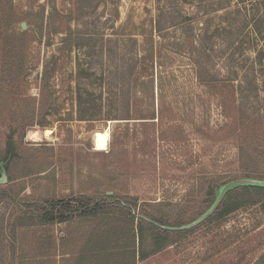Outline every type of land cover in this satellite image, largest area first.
<instances>
[{"label":"rangeland","instance_id":"rangeland-1","mask_svg":"<svg viewBox=\"0 0 264 264\" xmlns=\"http://www.w3.org/2000/svg\"><path fill=\"white\" fill-rule=\"evenodd\" d=\"M245 187L264 188V0H0V264H73L108 224L17 227L71 197L129 218L136 246L141 225L135 264H254L260 204L218 214Z\"/></svg>","mask_w":264,"mask_h":264},{"label":"trees","instance_id":"trees-1","mask_svg":"<svg viewBox=\"0 0 264 264\" xmlns=\"http://www.w3.org/2000/svg\"><path fill=\"white\" fill-rule=\"evenodd\" d=\"M88 76L89 75L86 77ZM209 82H211V80L207 81L206 83ZM91 101V94L86 93V91L81 88V84H78L76 87V103L78 106L80 119H93L92 117H100V112L96 110ZM221 108L225 111L224 103L221 104ZM249 189L252 188L245 187L242 188V191L240 192H230L227 194L220 206L218 214H227L241 207L242 204L247 202L259 203L261 211L264 214V195L261 193L259 194L260 191H264V188L254 187L253 189L255 191L254 194L256 199L247 201L243 198V196L249 195ZM113 206L116 207V205ZM105 210L104 202H101L99 199H81L71 197L67 199L62 198L46 200L41 207L33 210L31 213L27 214L26 217H22L28 219L26 224H22L20 222L18 223L17 227L49 225L52 223L69 222L73 219H98L96 225L108 224V226L104 227L103 229H99L100 226L95 225V230L93 229L88 234L80 250L77 252V255L74 258H70L63 256L64 254H68V252L62 254V263L63 261L69 262L73 260V264H135V258L137 255L140 259H143L149 253H151L150 250L145 248V240L141 225L137 231L139 244L136 246V233L134 231L133 224H130L131 220L126 218L127 220L125 224H118L117 221H120L121 218L117 219V217H115V215L112 213V218H103V215L107 214ZM124 215H126V213H124L122 216ZM100 216H102V218H100ZM22 218H20V220ZM99 219H102V222H100ZM148 232L150 240L154 239L156 235L153 233L151 227H148ZM34 238H36L35 242L36 240L37 242L41 241L42 244L49 240V238L46 237H42V240H39L38 236H34ZM40 250L43 251L41 253V257H43V259L48 256L46 254L48 248L45 250L40 248ZM254 264H264V251Z\"/></svg>","mask_w":264,"mask_h":264},{"label":"bare ground","instance_id":"bare-ground-1","mask_svg":"<svg viewBox=\"0 0 264 264\" xmlns=\"http://www.w3.org/2000/svg\"><path fill=\"white\" fill-rule=\"evenodd\" d=\"M31 137L34 139V140H38L40 137H39V134L37 132H33L31 133Z\"/></svg>","mask_w":264,"mask_h":264},{"label":"water","instance_id":"water-1","mask_svg":"<svg viewBox=\"0 0 264 264\" xmlns=\"http://www.w3.org/2000/svg\"><path fill=\"white\" fill-rule=\"evenodd\" d=\"M21 28L24 29V30L26 29V23L25 22H21ZM1 180H5V178L2 177Z\"/></svg>","mask_w":264,"mask_h":264}]
</instances>
